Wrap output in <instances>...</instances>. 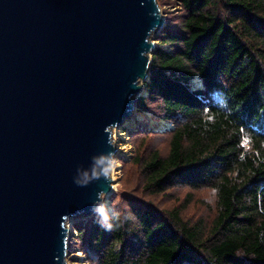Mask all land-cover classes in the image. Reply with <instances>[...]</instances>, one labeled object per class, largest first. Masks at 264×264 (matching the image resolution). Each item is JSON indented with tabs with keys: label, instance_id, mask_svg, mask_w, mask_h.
<instances>
[{
	"label": "trees",
	"instance_id": "trees-1",
	"mask_svg": "<svg viewBox=\"0 0 264 264\" xmlns=\"http://www.w3.org/2000/svg\"><path fill=\"white\" fill-rule=\"evenodd\" d=\"M176 3L137 101L174 128H138L124 165L138 227L76 223L77 247L91 264H264V0Z\"/></svg>",
	"mask_w": 264,
	"mask_h": 264
},
{
	"label": "water",
	"instance_id": "water-1",
	"mask_svg": "<svg viewBox=\"0 0 264 264\" xmlns=\"http://www.w3.org/2000/svg\"><path fill=\"white\" fill-rule=\"evenodd\" d=\"M164 26L157 0H0V264H68L69 226L114 190L77 169L130 135Z\"/></svg>",
	"mask_w": 264,
	"mask_h": 264
},
{
	"label": "rangeland",
	"instance_id": "rangeland-1",
	"mask_svg": "<svg viewBox=\"0 0 264 264\" xmlns=\"http://www.w3.org/2000/svg\"><path fill=\"white\" fill-rule=\"evenodd\" d=\"M157 2H158V5H159V7L161 9L163 17L165 18V21H166V19H169L172 15L177 14L180 11V9H181L180 6L176 3V0H157ZM165 24H166V22H165ZM166 25H165V27H166ZM164 28L159 30L158 32H156L152 36L153 41H155L159 46H160V43H159L158 38L161 36L162 31L164 30ZM164 48L167 49L166 47H164ZM196 80L197 79L194 80L195 84H197ZM194 82H193V84H194ZM140 128H142V127H140ZM145 129L146 130H152V129H147V128H145ZM116 130L119 132V134H118L117 140L115 138V142H116L115 146L117 147V152H118V154L115 156V158L119 162L120 168L117 171V173H118L117 180L114 181L115 190H113L112 193L109 194L110 211L111 210L113 211L116 208L124 209V207H125V205H126V203L128 201H133V202L134 201H139L140 198H141L139 191L134 189L135 183L133 181H131L130 177H126L125 172H124L125 163H129L132 160V158L134 156V153L136 151V146H135L133 133H136L138 128L130 130V132H129L130 135H128V133H127L128 131L127 130L125 131V130H121L119 128H115L114 129V137H115ZM152 131L158 132L157 130H152ZM124 132L127 133V137L121 135V134H124ZM163 132H165V131H163ZM159 133H162V132H159ZM125 138H127V139L124 140ZM127 148H131V152L129 154L130 157L129 158H124V156H122V154L127 153V151H126ZM184 195H185V192H180V193H178V194H176L174 196L165 197L162 200L158 199L156 201V204L158 205V201H159L160 205L162 207H166V208L169 209V208H172L176 203H178L179 200H180V197H183ZM201 198L207 199V200L210 199L209 197L206 196V194L196 195V200L201 199ZM209 213H210V211H208V214ZM94 218H95V214H92L91 216L82 215V216L77 217L75 219L74 223L78 224V223H82V222H87V221H90V220H92ZM72 227H73V225L69 226L70 229ZM72 242H73V249H76L75 253L73 254L75 257L74 258H69L67 260V263L68 264H74V263L83 264V262H84V264H91L88 261V259L86 258V256L77 247V243H76V238L75 237H74ZM75 243H76V246H75ZM79 254L80 255L82 254L83 256L82 257L78 256L76 258V255H79ZM83 258H84V260H83Z\"/></svg>",
	"mask_w": 264,
	"mask_h": 264
},
{
	"label": "clouds",
	"instance_id": "clouds-1",
	"mask_svg": "<svg viewBox=\"0 0 264 264\" xmlns=\"http://www.w3.org/2000/svg\"><path fill=\"white\" fill-rule=\"evenodd\" d=\"M134 84L136 87H141L144 84V80L138 77ZM108 143L111 144L113 143V141L109 140ZM118 167L119 162L115 158V154L113 152H101L91 157V163L87 168L77 169V176L74 177V183L78 186L83 187L88 185L92 181L99 180L101 178L105 180H113L115 178V170ZM211 192L213 195H215L217 189L213 188L211 189ZM106 195L107 194L104 191L98 192L97 200L93 203L92 211L95 214L96 223L99 224V226L105 229L106 231H113L124 228L125 221H130L132 227H130L128 230H136V228L138 227V220L135 214L132 212L130 206H126V212H122L119 209H114L112 212H110L109 206L104 203ZM207 202L209 204H212L213 200L209 199ZM74 231L75 232L72 234L76 238L77 232L75 228Z\"/></svg>",
	"mask_w": 264,
	"mask_h": 264
},
{
	"label": "bare ground",
	"instance_id": "bare-ground-1",
	"mask_svg": "<svg viewBox=\"0 0 264 264\" xmlns=\"http://www.w3.org/2000/svg\"><path fill=\"white\" fill-rule=\"evenodd\" d=\"M164 27H165V26H164ZM164 27H163V28H164ZM196 82H197V81H196ZM194 84H195V82H194ZM196 86L199 87V88H202V87H203L201 82H197ZM147 94H148V90L145 89V91L142 93V95H143V96H146ZM134 116H135V118L137 119V120H136V123L133 124L132 119H130V120H128V121L125 123V126L122 127V128H125V129H134V128L140 126V127L144 128V129L147 128V129L157 130V131H159V132H163V131H166V130L172 128V125H171V124L165 122V121L162 120V119L155 118V117H154L152 114H150V113H144V112L136 111V112L134 113ZM140 127H139V128H140ZM119 129H121V128H119ZM125 131H126V130H125ZM118 134H119V132L116 130V132H115V138H116V140H117V138H118ZM121 135L127 137V133H125V132H124V134H121ZM126 139H127V138H125L124 140H126ZM121 141H122V140H121ZM115 143H116V142H115ZM117 144H118V143H117ZM126 151H127V153L122 154V156H124V158H129V157H130L129 154H130V152H131V148H127ZM119 168H120V165H119V167L115 170V178H114V181L117 180V176H118L117 171H118ZM114 190H115V187H114ZM104 203H106V204L109 206V211H110L109 195L106 196V199H105ZM110 212H111V211H110ZM70 230H71V229H70ZM78 256H81V257H82L83 255H82V254H81V255H80V254H79V255H76V258H77ZM74 257H75V256L72 255L71 258H74ZM83 260H84V258H83ZM74 264H76V263H74ZM77 264H80V263H77ZM83 264H84V262H83Z\"/></svg>",
	"mask_w": 264,
	"mask_h": 264
},
{
	"label": "built area",
	"instance_id": "built-area-1",
	"mask_svg": "<svg viewBox=\"0 0 264 264\" xmlns=\"http://www.w3.org/2000/svg\"><path fill=\"white\" fill-rule=\"evenodd\" d=\"M74 232H75V231H74V227H72L71 233H74ZM73 239H74V238L72 237L71 240H70V242H71V243H70V246H71V247H70V251H69V254H68V259L71 258L72 255H73V254L75 253V251H76L75 249H73V242H72Z\"/></svg>",
	"mask_w": 264,
	"mask_h": 264
}]
</instances>
